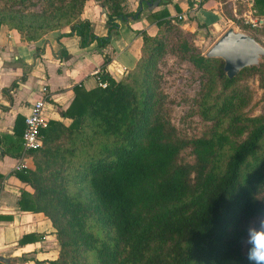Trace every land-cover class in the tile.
<instances>
[{
  "label": "trees",
  "instance_id": "1",
  "mask_svg": "<svg viewBox=\"0 0 264 264\" xmlns=\"http://www.w3.org/2000/svg\"><path fill=\"white\" fill-rule=\"evenodd\" d=\"M84 1L56 0L44 19L0 11V25L32 41L68 26L80 47L105 46L115 20L131 15L123 0H93L106 10L107 34L96 37L79 19ZM261 1L253 0L254 14L264 15ZM156 25L153 36L141 32L139 57L120 79L100 69L105 87H72L59 119L40 129L41 145L25 152L33 168L14 171L32 189L19 207L41 212L54 229L59 250L48 264H249L245 229L264 213V116L241 111L250 93L236 82L255 67L229 79L192 33L168 18ZM168 49L205 77L200 123L188 135L163 114L155 70Z\"/></svg>",
  "mask_w": 264,
  "mask_h": 264
},
{
  "label": "crops",
  "instance_id": "2",
  "mask_svg": "<svg viewBox=\"0 0 264 264\" xmlns=\"http://www.w3.org/2000/svg\"><path fill=\"white\" fill-rule=\"evenodd\" d=\"M252 5L253 0H123L122 10L131 16L115 20V34L102 47L95 42L80 47L75 35L67 34L68 26L32 41L0 25V257L4 258L0 264H48L58 255L54 229L46 216L19 207L20 196H29L32 189L14 174L18 163L33 168L30 159L21 156L19 133L30 104L40 97V88L47 93L45 119H59L57 109L65 110L70 104L74 85L89 90L98 85L95 71L101 69L118 80L133 67L141 32L155 35L158 19L168 18L192 33L196 45L209 40L211 44L230 25L240 30L236 19L261 28L264 15L254 14ZM105 12L95 1L85 0L79 19L89 23L93 35L103 37Z\"/></svg>",
  "mask_w": 264,
  "mask_h": 264
},
{
  "label": "rangeland",
  "instance_id": "3",
  "mask_svg": "<svg viewBox=\"0 0 264 264\" xmlns=\"http://www.w3.org/2000/svg\"><path fill=\"white\" fill-rule=\"evenodd\" d=\"M51 2L54 4L53 7L49 6ZM57 6L56 0H28L25 6H9L8 2L0 0V11L10 9L12 12L27 14L31 16L29 18L34 19L46 18ZM234 22L240 30L254 35L264 45V27H256L263 30V33H255L251 29L254 26L249 23L244 24L240 19ZM14 32L25 37L23 32ZM209 43L210 40L195 45L203 53L212 44ZM155 73L158 77V91L164 98L165 118L179 134H191L200 123L197 102L203 89L204 75L169 49L157 63ZM236 83L243 84L242 86H245L250 93V99L241 111L251 116H264V63H260L254 69L242 70L238 74Z\"/></svg>",
  "mask_w": 264,
  "mask_h": 264
},
{
  "label": "water",
  "instance_id": "4",
  "mask_svg": "<svg viewBox=\"0 0 264 264\" xmlns=\"http://www.w3.org/2000/svg\"><path fill=\"white\" fill-rule=\"evenodd\" d=\"M202 55L205 58L220 59L223 74L230 79L242 68L258 67L260 63H264V46L248 33L230 25ZM3 259L0 257V261Z\"/></svg>",
  "mask_w": 264,
  "mask_h": 264
},
{
  "label": "built area",
  "instance_id": "5",
  "mask_svg": "<svg viewBox=\"0 0 264 264\" xmlns=\"http://www.w3.org/2000/svg\"><path fill=\"white\" fill-rule=\"evenodd\" d=\"M180 18V17H178ZM99 71H95L97 73ZM95 79L99 87H105V82L99 81L95 75ZM47 97L46 89L40 88V97L34 100L23 118V131L21 134V156H25V152L38 148L41 145V137L39 131L45 127L47 120L44 117V100ZM15 170L26 169L23 163L15 165Z\"/></svg>",
  "mask_w": 264,
  "mask_h": 264
},
{
  "label": "clouds",
  "instance_id": "6",
  "mask_svg": "<svg viewBox=\"0 0 264 264\" xmlns=\"http://www.w3.org/2000/svg\"><path fill=\"white\" fill-rule=\"evenodd\" d=\"M243 243L249 264H264V213L247 225Z\"/></svg>",
  "mask_w": 264,
  "mask_h": 264
}]
</instances>
